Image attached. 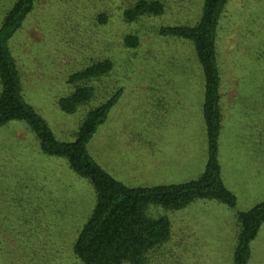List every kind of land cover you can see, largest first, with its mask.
<instances>
[{"label":"rangeland","instance_id":"rangeland-1","mask_svg":"<svg viewBox=\"0 0 264 264\" xmlns=\"http://www.w3.org/2000/svg\"><path fill=\"white\" fill-rule=\"evenodd\" d=\"M15 1L0 0V23ZM136 1L37 0L8 41L22 94L57 139L73 141L86 112L121 89L87 145L90 155L130 187L195 180L208 153L205 78L190 41L158 30L193 23L204 1L162 0V14L127 22L124 11ZM131 35L136 46L125 42ZM219 38V161L236 205L150 206V217L170 219L171 239L148 253V264H234L237 214L264 201V0H231ZM103 59L113 70L90 82L93 100L63 111L59 100L75 88L70 76ZM95 204L93 185L66 158L45 153L27 122L0 126V264H83L73 246ZM249 264H264V223Z\"/></svg>","mask_w":264,"mask_h":264},{"label":"trees","instance_id":"trees-1","mask_svg":"<svg viewBox=\"0 0 264 264\" xmlns=\"http://www.w3.org/2000/svg\"><path fill=\"white\" fill-rule=\"evenodd\" d=\"M203 1L200 17L193 23L162 26L158 30L159 34L190 41L205 78L202 103L208 147L205 169L197 179L178 184L130 187L113 177L90 155L87 145L99 125L106 121L121 89L86 112L73 141L57 139L45 119L26 102L21 77L8 45L37 0H16L0 23V126L11 120H24L39 137L45 153L66 158L70 167L95 189V207L73 246L76 258L83 264H148V253L171 239L170 219L150 217L147 210L152 205L180 210L197 199L218 200L231 207L236 205L234 193L224 183L219 161V137L225 115L220 92L219 35L231 0ZM164 11L162 0H137L132 8L124 11V19L133 22ZM125 42L132 46L139 43L135 35L127 36ZM112 70V61L103 59L73 73L69 83L75 88L59 100L61 109L74 113L91 102L96 88L90 82L109 75ZM237 219L239 231L234 264H249L251 242L264 223V201L239 212Z\"/></svg>","mask_w":264,"mask_h":264}]
</instances>
